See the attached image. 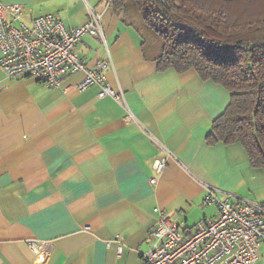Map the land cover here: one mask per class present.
Wrapping results in <instances>:
<instances>
[{
    "label": "crops",
    "instance_id": "1",
    "mask_svg": "<svg viewBox=\"0 0 264 264\" xmlns=\"http://www.w3.org/2000/svg\"><path fill=\"white\" fill-rule=\"evenodd\" d=\"M0 1L22 6L28 22L51 13L69 29L101 13L105 41L87 34L76 50L89 66L111 60L107 80L125 94L123 104L99 98L96 85L79 92L82 71L51 88L0 67V264H144L157 209L191 232L217 217L209 188L264 208V170L240 143L208 141L226 89L193 70L158 71L105 0ZM154 139L178 158L162 173Z\"/></svg>",
    "mask_w": 264,
    "mask_h": 264
},
{
    "label": "trees",
    "instance_id": "2",
    "mask_svg": "<svg viewBox=\"0 0 264 264\" xmlns=\"http://www.w3.org/2000/svg\"><path fill=\"white\" fill-rule=\"evenodd\" d=\"M105 1L158 71L193 70L229 92L208 141L240 143L264 170V0Z\"/></svg>",
    "mask_w": 264,
    "mask_h": 264
},
{
    "label": "built area",
    "instance_id": "3",
    "mask_svg": "<svg viewBox=\"0 0 264 264\" xmlns=\"http://www.w3.org/2000/svg\"><path fill=\"white\" fill-rule=\"evenodd\" d=\"M23 14L22 6L0 1V67L11 79L33 78L48 87L62 88L67 77L82 71L85 76L76 85L79 92L96 85L99 98L125 103L124 91L113 88L106 77L114 67L112 61L89 66L76 50L87 34L105 41L101 13L91 11L84 24L71 29L51 13L30 22ZM133 119L129 110L126 120ZM154 141L163 152L155 162L156 172L162 173L169 159L178 162V158L164 143ZM205 203L217 206V217L200 221L191 232L157 209L158 223L144 264H256L264 244V208L255 203L235 204L220 198L213 188L208 189ZM117 252L123 254L121 242Z\"/></svg>",
    "mask_w": 264,
    "mask_h": 264
}]
</instances>
